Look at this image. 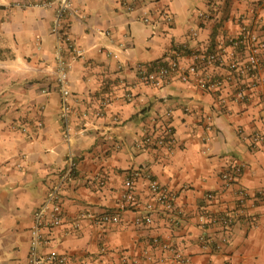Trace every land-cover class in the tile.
Instances as JSON below:
<instances>
[{"label":"crops","instance_id":"crops-1","mask_svg":"<svg viewBox=\"0 0 264 264\" xmlns=\"http://www.w3.org/2000/svg\"><path fill=\"white\" fill-rule=\"evenodd\" d=\"M25 1L52 5H16ZM71 1L65 31L82 56L72 59L65 49L72 92L68 143L53 33L60 0H0V103H8L0 119V264H29L33 215L66 172L70 156L77 168L62 194L64 221L44 231L49 243L42 256L55 250L68 256L66 264H124L125 258L182 264L165 244L189 264H264V143L253 144V136H264V95L235 103L225 98L227 90L212 94L194 80L178 79L158 89L139 73L177 58L186 67L193 53L227 45L243 25L259 29L264 0ZM208 13L207 20L201 16ZM151 132L156 141L144 145ZM169 135L173 143L157 142ZM235 165L243 170L226 188L222 175ZM128 178H134L138 204L122 208ZM151 180L176 196L172 213L158 206L148 212L146 205L154 203ZM239 189L248 201L223 243L221 230L203 228L199 216L208 193L215 195L216 213L235 211ZM87 213L119 215L121 221L96 224L83 217ZM148 215L152 224H135ZM202 238L220 250L204 249Z\"/></svg>","mask_w":264,"mask_h":264},{"label":"built area","instance_id":"built-area-1","mask_svg":"<svg viewBox=\"0 0 264 264\" xmlns=\"http://www.w3.org/2000/svg\"><path fill=\"white\" fill-rule=\"evenodd\" d=\"M212 5L217 0H211ZM19 7L37 8L47 7L52 3L34 4L29 1L16 4ZM127 5V4H126ZM72 1L60 0L53 26V33L57 36L56 49V67H57V84L61 96V118L64 124V139L71 142V128L69 124L71 115V99L72 92L68 86L70 60L65 55L67 48L72 53V59L82 56V51L75 48L65 31V22L72 13ZM213 13L207 15L202 14L204 19L212 17ZM167 23H172V17L165 15ZM149 23L150 16L144 18ZM260 23L259 29L253 30L248 24L241 27L238 36L229 40V43L217 47L210 52L193 53V63L183 67L180 59H174L169 63H162L148 67H142L139 71L142 81L154 88H163L171 81L178 79L181 82L188 83L194 80L202 90L217 94L219 92H229V96L225 97L235 103H247L255 94L264 95V77L261 74L262 54H264V22ZM210 68L225 69L223 76H215L208 70ZM225 102V99H223ZM28 128H24V132H28ZM156 141L155 132H151L144 139V145H152ZM157 142L161 145L165 143H173L172 135L168 138H157ZM264 143V136L256 134L253 136L254 146ZM77 163L70 156L68 168L61 176L57 184H55L48 192L43 204L35 211L33 215V223L31 228V242L29 250V264H66L69 261L68 256L62 255L55 250L49 251L46 256H42L41 250L49 243L48 238L44 234L45 230L53 229L62 225L64 221L62 194L67 180L75 173ZM243 166L235 165L222 175L226 188L233 186L237 181V175L241 173ZM137 176V174H136ZM134 178H128L125 183V190L122 194V208L134 207L138 204L137 196L134 192ZM150 191L154 197L153 204H147V210L150 214L157 211V206L164 212L172 213L176 196L166 187H163L158 181H150ZM237 195V209L233 212L216 213L214 207L215 195L208 193L206 200L208 206L199 216L200 225L205 228L207 225L218 228L224 234L222 242L228 241V232L233 227L235 220L244 213L245 206L248 201V193L239 189ZM84 218L94 221L96 224H114L120 223L119 215L104 214L95 216L91 213L84 214ZM174 226L179 223L175 219L171 220ZM153 219L151 215L144 218H137L136 225H150ZM156 243H159L156 240ZM164 249L172 254L175 259L182 264H189V258L185 257L182 252L174 246L164 244ZM202 247L204 249L214 248L220 250V244L214 241L202 238ZM124 264H139L137 259L125 258Z\"/></svg>","mask_w":264,"mask_h":264},{"label":"rangeland","instance_id":"rangeland-1","mask_svg":"<svg viewBox=\"0 0 264 264\" xmlns=\"http://www.w3.org/2000/svg\"><path fill=\"white\" fill-rule=\"evenodd\" d=\"M4 57L5 56H4L3 52H0V61H5ZM3 79L5 80L6 77H4ZM7 105H8V103L6 101H3L2 104L0 103V116H1V112H2L1 109H4Z\"/></svg>","mask_w":264,"mask_h":264},{"label":"trees","instance_id":"trees-1","mask_svg":"<svg viewBox=\"0 0 264 264\" xmlns=\"http://www.w3.org/2000/svg\"><path fill=\"white\" fill-rule=\"evenodd\" d=\"M0 119H1V116H0Z\"/></svg>","mask_w":264,"mask_h":264}]
</instances>
